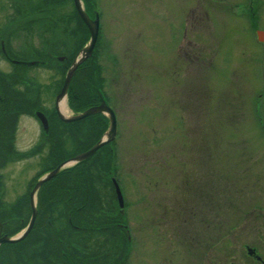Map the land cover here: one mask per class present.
Listing matches in <instances>:
<instances>
[{"label":"rangeland","instance_id":"rangeland-1","mask_svg":"<svg viewBox=\"0 0 264 264\" xmlns=\"http://www.w3.org/2000/svg\"><path fill=\"white\" fill-rule=\"evenodd\" d=\"M50 2L59 17L67 12L76 48L74 0L62 8ZM92 2L84 5L100 14L96 62L117 116L112 169L131 233L122 264H262L264 0ZM44 33L34 45L47 40ZM23 40L18 48L26 47ZM27 61L21 69L1 61L0 69L27 78L25 94L39 91L52 108L63 77L59 65ZM66 101L64 115L73 116ZM29 114L17 129L21 151L43 145L40 122ZM39 161L25 151L4 169L7 203L41 177Z\"/></svg>","mask_w":264,"mask_h":264},{"label":"trees","instance_id":"trees-1","mask_svg":"<svg viewBox=\"0 0 264 264\" xmlns=\"http://www.w3.org/2000/svg\"><path fill=\"white\" fill-rule=\"evenodd\" d=\"M84 1L88 6L91 3L93 4L92 0ZM40 5L44 6V3L40 2ZM74 11L75 14L72 20L75 19V32L81 35V39L77 47L73 48V56L90 38L87 25L82 21L76 8H74ZM97 57L98 53H95L92 58L87 59L77 69L71 82L68 97L70 107L73 108L74 112H82L97 102L98 95H96L94 86L97 85L101 88L103 86L100 77L101 67L96 62ZM71 63L70 60L59 63L63 77L57 86L58 91L63 87L64 75ZM15 82L17 80L12 78L11 89L9 87L12 90V104H15L18 96L15 93H20V89L15 87ZM5 105L6 102H3L0 106ZM18 116L19 114L16 115V117ZM57 123L63 126L60 140L63 141L65 150L68 152V143L71 147L73 141L78 144L81 139L78 151H83V149H89L93 144L99 142L108 129L109 119L98 113V115L77 122L65 123L57 119ZM72 127L76 129V134L71 129ZM51 134H54L56 138V132L51 131ZM113 144L114 142L101 147L87 161L61 171L57 177L49 180L40 189L37 204L39 219L34 226L35 229L22 242L29 243L25 252L28 259H25L23 255L19 258L15 255L19 250L21 251L22 243H8L0 247L1 262L6 264H37L38 258H42L45 261L43 264H50L52 257L57 258L53 261V264H58V261L60 264H122L126 261L129 250L126 234L112 222L115 216L113 210L119 212L116 192L114 191L113 182L110 180L114 163L115 148ZM69 155L62 158H58L57 155L56 161H53L55 163L38 175L40 176L53 169L57 161L67 160L70 158ZM4 163H1L2 167L6 165ZM1 189L0 180V191ZM70 197L73 200L68 201ZM29 199V192H27L17 204L12 205L11 208H5L4 200L0 197V219L5 222L9 221L13 225L8 231L9 235L17 234L28 223L32 213ZM122 221V215L119 212L118 222ZM39 232H43V235H41L43 238L37 240V237L33 235ZM104 236L105 240L102 241ZM118 251L122 255L121 262L116 256Z\"/></svg>","mask_w":264,"mask_h":264},{"label":"flooded vegetation","instance_id":"flooded-vegetation-1","mask_svg":"<svg viewBox=\"0 0 264 264\" xmlns=\"http://www.w3.org/2000/svg\"><path fill=\"white\" fill-rule=\"evenodd\" d=\"M50 1L51 0H37L35 3L39 2V7H38V5L33 6V4L29 2V0H26V1L25 0L24 1L23 0H0V12L2 13V15H0V52H1L0 56L2 57V60H0V62L1 61L7 62L8 64L11 63L12 67L16 66L17 68L26 66L23 64V62H29L27 60H31V59L41 60L43 65H47L50 62H55L54 65L55 64L59 65V63H63V61L69 60L68 58L70 56H73V53H72L73 49H72L70 39H69L70 33H69V30L68 31L66 30L67 28H70L68 19H66L67 12L60 11L62 12L63 17L62 16L59 17L53 11ZM55 1L60 2L58 3L60 5V8L63 7L62 3L66 4V0H55ZM40 2H43L44 6H41ZM29 6L31 7V10ZM57 8H54V9L56 10ZM42 20H44V23H41ZM41 31H45L44 34L47 37V40L46 41L39 40V44L41 46L34 45L33 39L34 37H37L39 39V36H38L39 34L37 33H40ZM24 36H26V38L28 37L31 38V41H30L31 45L29 44V42L25 41L26 39L23 40ZM20 40L25 41V44H27L25 48L22 45L20 46V48H18L19 46L16 43ZM80 51L81 49L77 51L76 55H79ZM36 67H40V66H36ZM11 79L12 78H10L9 74L4 72L3 70L0 71V105L1 103L6 102L5 106H0V180H1V186H2V189L0 191V197L4 200L5 208L7 207L11 208L12 205L17 204V202L22 197L20 196L19 198H17L14 203H7L5 201L4 194H5V188L7 185L5 183V175L3 174L4 169L7 166H9L12 161L17 160L18 157L22 155V152H25V151L32 152L34 157H36V155L40 156V161H39L40 171L37 172L39 174L40 172L44 171L47 167H50L51 164L55 163L53 161H56L55 158L57 157V155L59 156L58 158L65 157L68 154H70L69 156L72 157V156L78 155L79 153H83L89 150V149H83V151H78V149L80 148L81 139L79 140L78 144L75 143V141H73L71 147H70V144L68 143L67 144L68 152L65 150V145L63 144V141L60 140V134L62 133L63 126L57 123V119H59L62 122L64 121L59 117V113L57 111V108L55 107L56 101L52 108H47L45 107V104H42V99L39 98L42 95V93H40L39 91H34V92L31 91L32 95H26L25 94L26 91L22 90V87L26 86L24 82L27 80V78L23 79L22 75L19 76L17 79V82H15V87L20 89L19 90L20 93L18 94L15 93V95H18V96L16 97L15 104H12V101H13L11 100L12 90H10L11 89V86H10ZM54 92L55 94L59 92L57 86L54 89ZM29 99H33V101L29 102ZM96 100H97L96 104L92 105L91 107L98 106V104L100 103L99 96H97ZM39 111L45 113V115L47 116V119L49 120V133L48 134H46L45 130H43L42 121L37 117V113ZM24 112L30 113L29 115L31 117L33 118L35 117L36 119L39 120L40 126L42 128L41 140L43 141L42 142L43 145L36 146L35 148L30 149V150L21 151L17 147L16 136H17V129L20 124V120L24 115ZM17 114H19L18 117H16ZM91 117L92 116H89L88 118H91ZM77 121H81V120H77ZM71 129L75 131V134L77 133L74 127H72ZM51 131L56 132L57 134L56 138L54 134H51ZM77 139L79 138L77 137ZM64 160L65 159L61 161H57V164H55V167H57L58 164L63 162ZM1 163L2 164L4 163L6 165L2 167ZM35 183L36 182L34 180L31 181L26 192H29L30 194V191L36 185ZM29 198H30V195H29ZM71 200H73L72 197H70L68 201H71ZM29 202H30V199H29ZM113 213L115 214V216L112 219V222L114 223L116 227L121 228L122 225L118 223V215H119L118 210L114 209ZM30 219H28V222ZM38 219H39V210H38L37 218L33 225L32 231L35 229L34 226L36 225ZM22 221L24 222L23 219ZM1 222L3 224V234H8L9 229L12 228L13 225H11L9 221L5 222L1 220ZM27 225L28 223L26 224V226ZM26 226L23 229L27 228ZM31 232L29 233V235L31 234ZM29 235L27 237H29ZM41 235H43V232H39L33 236H36L38 240L40 238H43ZM27 237L19 241L17 244L24 242L27 239ZM104 240H105V236L104 238H102V241ZM3 244H1L0 247ZM9 244H12V243H9ZM28 245L29 243H22L21 251L19 250V252L16 253L15 255L18 258L19 256L23 255L25 259H28V257L25 255L26 249H28L27 248ZM31 253H33V251H31ZM254 255H257V253H254ZM116 256L119 259V261L120 260L122 261V258H121L122 255H120V251L116 253ZM257 257L259 258L258 255ZM56 259L57 258L52 257L50 264H53V261ZM260 261L262 264H264L263 259H260ZM36 263L43 264L45 263V261L42 258L41 259L38 258ZM0 264H6V263L0 261Z\"/></svg>","mask_w":264,"mask_h":264},{"label":"water","instance_id":"water-1","mask_svg":"<svg viewBox=\"0 0 264 264\" xmlns=\"http://www.w3.org/2000/svg\"><path fill=\"white\" fill-rule=\"evenodd\" d=\"M76 10L79 12V15L82 19V21H85L89 32L91 33V38L89 40V43L84 46V48L79 52V56H77L73 63L71 64L72 66L68 69V71L65 74V80L63 84V88L60 91V93L57 95V100H56V108L59 113V117L63 121L67 122H77V120H82L86 119L87 116L95 115L98 113H103L110 118V125H109V131H107L101 140L97 144H95L93 147H91L88 151L83 152L78 154L75 157H71L68 160L62 162L61 164L58 165L57 168L50 170L47 172V174L43 175L36 183L35 188L31 191V206H32V218L28 224V228L18 234L16 237H10L8 235H3V224L0 221V245L2 243H15L18 241H21L25 239L30 233V231L33 229V225L36 221L37 214H38V205L37 204V193L38 190L41 188V186L45 183L48 182V180L58 176V174L63 171L68 169L69 167L75 166L79 164L80 162L86 161L89 159V157L93 156L96 154L102 146H104L107 143H110L111 141L116 139V134H117V116H115L114 110L111 108V106L107 105L104 96L101 94V92L98 90V95L100 96V103L98 104L97 107H90L87 108V110L83 112H78L77 114H74L73 116H65L63 112L61 111L60 104L61 102L65 101L68 99V93L70 89V84L75 76L76 70L79 68L80 65H82L85 60L88 58L92 57L94 55V50L97 45V40L99 38L100 34V21H99V15L97 14L94 19H92L84 8L83 0H74ZM259 38L264 42V32L259 31ZM32 63V62H31ZM30 64V63H29ZM37 117L42 121L43 128L44 130L48 131L49 128V121L47 117L42 113L38 112ZM116 191H118V201H119V206L120 209L122 210L124 208V201H123V195L122 192L120 191V188L118 184L116 183ZM250 252L252 253L253 251L256 252L255 248L254 250H251Z\"/></svg>","mask_w":264,"mask_h":264},{"label":"bare ground","instance_id":"bare-ground-1","mask_svg":"<svg viewBox=\"0 0 264 264\" xmlns=\"http://www.w3.org/2000/svg\"><path fill=\"white\" fill-rule=\"evenodd\" d=\"M60 108H61V111L63 112V114H66V112L69 111V108L67 107V101L66 100L61 102Z\"/></svg>","mask_w":264,"mask_h":264}]
</instances>
